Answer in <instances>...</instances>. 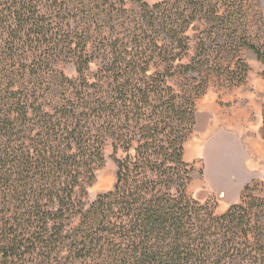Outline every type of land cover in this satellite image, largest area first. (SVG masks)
I'll use <instances>...</instances> for the list:
<instances>
[{
  "label": "trees",
  "instance_id": "obj_1",
  "mask_svg": "<svg viewBox=\"0 0 264 264\" xmlns=\"http://www.w3.org/2000/svg\"><path fill=\"white\" fill-rule=\"evenodd\" d=\"M135 2L0 0L1 264H264V198L246 185L216 214L187 192L206 89L192 74L208 68L183 62L188 31L216 22L235 40V1ZM107 144L115 184L86 204Z\"/></svg>",
  "mask_w": 264,
  "mask_h": 264
},
{
  "label": "rangeland",
  "instance_id": "obj_2",
  "mask_svg": "<svg viewBox=\"0 0 264 264\" xmlns=\"http://www.w3.org/2000/svg\"><path fill=\"white\" fill-rule=\"evenodd\" d=\"M135 1L125 0L128 8L136 10ZM143 1L152 5L163 0ZM217 1L224 11L227 0ZM233 1L237 8L235 40L228 32L218 35L216 22L194 24L188 31L189 51L183 59L188 62L200 54L208 60V68L192 74L194 82L206 81V89L195 101L194 125L184 145V159L192 168L188 194L210 205L216 214L238 203L246 185L254 196L264 198V148L248 143L257 136L264 141V64L242 44L246 39L264 50V0ZM201 39L205 40L204 48L199 46ZM243 64L245 75L241 74ZM56 69L76 77L70 63L59 62ZM238 75L244 76L242 82ZM181 82L178 77L170 81L177 88ZM259 117L262 124L253 128ZM104 157L87 189L86 204L115 184L116 164L110 144L104 148Z\"/></svg>",
  "mask_w": 264,
  "mask_h": 264
},
{
  "label": "crops",
  "instance_id": "obj_3",
  "mask_svg": "<svg viewBox=\"0 0 264 264\" xmlns=\"http://www.w3.org/2000/svg\"><path fill=\"white\" fill-rule=\"evenodd\" d=\"M260 124H262V117H259L256 121V123L254 125H252L253 128H258L260 126ZM248 143L251 145V143L253 145H255L256 147L260 148H264V141H262V139L260 137L257 136V138L254 139V142L248 141ZM251 165L254 163H250Z\"/></svg>",
  "mask_w": 264,
  "mask_h": 264
},
{
  "label": "bare ground",
  "instance_id": "obj_4",
  "mask_svg": "<svg viewBox=\"0 0 264 264\" xmlns=\"http://www.w3.org/2000/svg\"><path fill=\"white\" fill-rule=\"evenodd\" d=\"M209 127H210V126H209ZM209 127H208V128H209ZM210 129H211V128H210ZM213 129H214V128H213ZM208 130H209V129H208ZM212 164H214L215 166H217V165H218V163H217V162H213ZM220 193H221V192H220ZM220 193H219V194H220ZM222 196L224 197V194H223Z\"/></svg>",
  "mask_w": 264,
  "mask_h": 264
}]
</instances>
